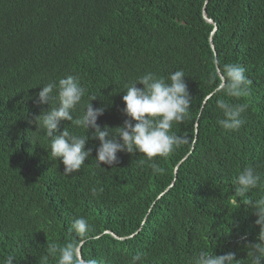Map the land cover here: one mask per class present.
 Returning a JSON list of instances; mask_svg holds the SVG:
<instances>
[{
  "label": "trees",
  "instance_id": "obj_1",
  "mask_svg": "<svg viewBox=\"0 0 264 264\" xmlns=\"http://www.w3.org/2000/svg\"><path fill=\"white\" fill-rule=\"evenodd\" d=\"M204 6L218 27L216 55ZM226 63L242 65L251 81L239 100L215 92L217 65ZM177 70L192 101L173 131L188 143L156 158L163 173L127 152L101 169L99 141L89 140L92 156L66 176L49 139L33 138L36 117L49 107L36 98L50 82L78 77L84 99L95 95L94 108L107 106L98 125L116 128L127 118L131 81L148 71L167 80ZM220 99L247 104L239 131L220 126ZM250 164L264 173V0H0V264L9 254L16 264H58L51 245L78 241L68 231L77 217L88 219L95 237L82 257L98 264H130L138 251L147 254L144 264H191L202 249L234 252L249 264L245 244L259 228L252 209L232 200L233 180Z\"/></svg>",
  "mask_w": 264,
  "mask_h": 264
},
{
  "label": "clouds",
  "instance_id": "obj_2",
  "mask_svg": "<svg viewBox=\"0 0 264 264\" xmlns=\"http://www.w3.org/2000/svg\"><path fill=\"white\" fill-rule=\"evenodd\" d=\"M246 69L242 65L226 63L218 67L214 73L218 84L216 93L239 100L248 95L251 81L245 75ZM186 74L177 70L169 74L167 80L148 71L131 81L125 88L123 95L125 108L123 114L127 117L122 126L102 129L97 121L107 110V106L93 107L97 96L93 95L85 100L87 89L82 86L78 77L67 75L42 86L36 103L48 105V109L36 117L37 130L33 132L35 139L43 133L50 141L51 157L62 161L64 175L70 176L79 172L92 156V149L86 150L89 140H98L96 148V164L113 167L119 163L118 153L143 154L140 164L150 163L153 174H160L164 169L156 162V158L167 159L182 145L188 143L185 137L178 136L174 125L181 124L189 116L192 97L185 82ZM142 85L143 87H138ZM218 108L223 113L219 120L220 126L229 131H239L244 126L243 114L247 110L246 103H232L220 99ZM79 114L74 115L77 109ZM62 122H69L61 130ZM77 130L70 132L68 126ZM94 130L92 135L89 131ZM49 152V151H48ZM259 166L248 165L233 180L235 195L233 204L246 205L252 209L256 217L255 224L259 228V235L255 242H247L249 264H264V173L258 171ZM102 169V168H101ZM104 170V169H103ZM260 189L258 198L249 194ZM102 192L103 189H100ZM96 188L92 194L96 195ZM68 231L79 239L69 242L63 247L51 245L53 252H59L58 264H98L96 259H83L82 246L91 239L92 226L85 217H77L72 221ZM147 254L138 251L130 264H144ZM47 257H45V260ZM234 252L217 255L214 251H198L191 264H241ZM2 264H16V257L9 254L4 257Z\"/></svg>",
  "mask_w": 264,
  "mask_h": 264
},
{
  "label": "water",
  "instance_id": "obj_3",
  "mask_svg": "<svg viewBox=\"0 0 264 264\" xmlns=\"http://www.w3.org/2000/svg\"><path fill=\"white\" fill-rule=\"evenodd\" d=\"M207 3H208V1H206V5H207ZM203 18H204V20L207 22V23H209V24H212L213 26H214V30H213V32H212V35H211V38H210V45H211V48H212V50H213V52L215 53V55H216V51H215V46H214V43H213V35H214V33L217 31V29H218V27H217V25H216V23L212 20V19H210L209 18V16L207 15V10H206V6H204V8H203ZM216 64H217V61H216ZM217 68H218V65H217ZM212 95H210L209 97H207V99H209L210 97H211ZM206 99V100H207ZM197 133H198V122L196 123V137H197ZM188 158V156H186L180 163H179V165L177 166V168H176V171H175V178H176V176H177V172H178V169H179V167H180V165L186 160ZM173 186V184L171 185V187ZM110 233V232H109ZM111 235H113L115 238H117V239H121V240H124L123 238H119V237H117L115 234H113V233H111ZM81 256H82V248H81ZM83 258V257H82Z\"/></svg>",
  "mask_w": 264,
  "mask_h": 264
}]
</instances>
